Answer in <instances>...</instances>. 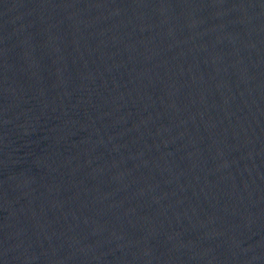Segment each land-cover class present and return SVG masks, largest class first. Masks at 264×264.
Returning a JSON list of instances; mask_svg holds the SVG:
<instances>
[{"label":"water","instance_id":"1","mask_svg":"<svg viewBox=\"0 0 264 264\" xmlns=\"http://www.w3.org/2000/svg\"><path fill=\"white\" fill-rule=\"evenodd\" d=\"M0 264H264V0H0Z\"/></svg>","mask_w":264,"mask_h":264}]
</instances>
